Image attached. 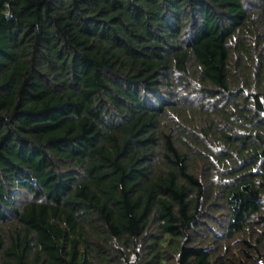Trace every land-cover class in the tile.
Here are the masks:
<instances>
[{"label": "trees", "instance_id": "1", "mask_svg": "<svg viewBox=\"0 0 264 264\" xmlns=\"http://www.w3.org/2000/svg\"><path fill=\"white\" fill-rule=\"evenodd\" d=\"M0 264H264V0H0Z\"/></svg>", "mask_w": 264, "mask_h": 264}]
</instances>
